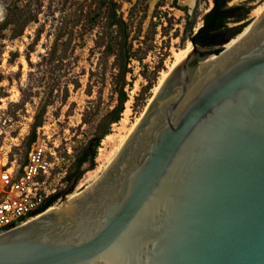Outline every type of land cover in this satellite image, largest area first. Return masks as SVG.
<instances>
[{"label": "water", "instance_id": "obj_1", "mask_svg": "<svg viewBox=\"0 0 264 264\" xmlns=\"http://www.w3.org/2000/svg\"><path fill=\"white\" fill-rule=\"evenodd\" d=\"M190 43L98 179L0 234V264H264V11L230 48Z\"/></svg>", "mask_w": 264, "mask_h": 264}, {"label": "rangeland", "instance_id": "obj_2", "mask_svg": "<svg viewBox=\"0 0 264 264\" xmlns=\"http://www.w3.org/2000/svg\"><path fill=\"white\" fill-rule=\"evenodd\" d=\"M88 1L16 0L19 7L31 4L38 11V21L28 24L14 39L8 29L2 31L3 35L0 32V161L16 160L20 164L26 160L31 124L44 111L35 137L44 136L53 152L47 184L55 191L69 184L72 189L56 200L51 206L54 208H61L73 192L83 190L101 173L107 158L115 154L137 118L142 117L155 87L172 70L177 55L191 45L186 38L191 27L200 25L202 13L212 5V0H176L178 6H173L172 0H114L127 25V47L132 55L125 77L127 100L119 120L108 126L109 132L96 148L94 167L89 169V161L83 162L80 178L70 182L65 178L67 172L74 170L77 157L94 150L105 115L118 104L117 91L122 84L114 56L104 55L103 47L95 45L103 15L96 18L93 29L86 25ZM263 3L231 0L229 5H239L237 17H243L231 25H247L254 19L252 10ZM3 15L4 0H0V21ZM38 29L42 33L29 55V64L25 49ZM56 36L59 41L70 37L72 42L67 49L58 47L51 55L48 46ZM46 101L50 104L44 107Z\"/></svg>", "mask_w": 264, "mask_h": 264}, {"label": "trees", "instance_id": "obj_3", "mask_svg": "<svg viewBox=\"0 0 264 264\" xmlns=\"http://www.w3.org/2000/svg\"><path fill=\"white\" fill-rule=\"evenodd\" d=\"M230 2L231 0H212V5L201 15L200 25L196 26V29H192L194 25L191 27L186 38L192 42L200 55L211 52L218 53L221 51L222 46L227 42L230 36V30L237 26L231 25V22H238L243 19V17L238 18L236 15L237 13H235L239 8V5H229ZM172 4L173 6H178L176 5V0H172ZM182 9L186 10L187 7L184 6ZM86 11V15L89 16L86 25L90 29H93V26H95L97 22L96 18L103 15L104 23L101 31L96 34L95 45L97 47H103L104 55L114 56V60L118 67V74L122 79V84L117 91L118 104L105 115L103 122L104 127L93 143L95 147L94 150H91L89 155L84 153L81 157H77L74 163V170L67 172L65 178L69 179L70 182H72L74 178H80L82 174L80 167L83 162L88 160L91 164L89 169L94 167L96 148L99 146V142L104 135L109 132L108 126L119 120L120 113L124 108L123 104L127 100V95L124 90L126 84L125 77L128 72L129 61L132 58L129 48L127 47V25L125 20L118 13L116 2L114 0H89ZM37 15L38 11L29 3L19 7L16 5V0H4V15L0 21V32L3 35L2 31L8 29L9 37L11 39L17 38L23 34V31L28 24L38 21ZM113 32H115L114 35H112ZM41 33V29L36 30L34 38L26 46L25 58L29 64V55L35 50L34 47L38 43ZM71 42L72 39L70 37L65 41H59V37L56 36L53 43L48 46L49 53L54 55L57 52V48L61 46L64 47V49H67ZM1 53L2 45L0 44V61ZM16 54L13 53L15 57L17 56ZM48 104H50V101H46L44 107ZM43 113L44 111H41V113L36 115L31 124L32 132L29 137V144L35 139V129L43 123ZM71 191L70 184L65 189L56 191L48 198L43 209L53 205L63 194L71 193Z\"/></svg>", "mask_w": 264, "mask_h": 264}, {"label": "built area", "instance_id": "obj_4", "mask_svg": "<svg viewBox=\"0 0 264 264\" xmlns=\"http://www.w3.org/2000/svg\"><path fill=\"white\" fill-rule=\"evenodd\" d=\"M52 155L45 137L38 134L24 162L0 161V234L31 221L52 206L43 209L56 192L47 184L53 169Z\"/></svg>", "mask_w": 264, "mask_h": 264}, {"label": "bare ground", "instance_id": "obj_5", "mask_svg": "<svg viewBox=\"0 0 264 264\" xmlns=\"http://www.w3.org/2000/svg\"><path fill=\"white\" fill-rule=\"evenodd\" d=\"M263 11H264V3H263L262 5H259L258 7H256L254 10H252V13H253V15H254V19H253L251 22H249L247 25H245V26L243 27L242 31L239 32V33L236 35V37L230 39V41H229L228 43H226V45H225L226 48H230V47H232L233 45L237 44L239 41L245 39V38L248 36V34L252 31V29L254 28V21H255V19H257V17H259V16L263 13ZM190 50H191V45H187L186 48L183 49L182 52L179 53V54L177 55V57H176V59H175V62H174V64H173V66H172L171 69H173L177 64H179V63H180V62H181V61L187 56V54L189 53ZM213 57H214V56H210L209 59H213ZM171 69H170V70H171ZM168 73H169V72H167V73L165 74V76L162 78V80L159 82V84L155 87V92H154V94L157 93L159 87H160L161 84L163 83L164 78L167 77ZM152 98H153V97H152ZM152 98H150V101L152 100ZM137 119H138V120L133 124V126L131 127V129H130L129 132L127 133L126 137H125V138L119 143V146H118L117 151L115 152V154H114L113 156L107 158V160L105 161V164H104L103 167H102L101 173H102V172L107 168V166L111 163V161L114 159L116 153L119 151V149L121 148V146L123 145V143L126 141V139L129 137V135L132 133L133 129L136 127V125H137V123H138V121H139L140 118H137ZM101 173H100V174H101ZM100 174H99L96 178L92 179V180H91V181L85 186V188L89 187V186H90V185H91L96 179H98V177L100 176ZM79 193H80V192H73V193L69 196V198L66 200V202H67L69 199H71V198L75 197L76 195H78ZM63 206H64V205H63ZM63 206H62V207H63ZM55 209H60V208L49 207V208L45 211V213H46V212H49V211H52V210H55Z\"/></svg>", "mask_w": 264, "mask_h": 264}]
</instances>
